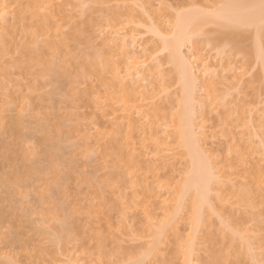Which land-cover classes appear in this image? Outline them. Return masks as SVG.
I'll list each match as a JSON object with an SVG mask.
<instances>
[{"label": "rangeland", "instance_id": "obj_1", "mask_svg": "<svg viewBox=\"0 0 264 264\" xmlns=\"http://www.w3.org/2000/svg\"><path fill=\"white\" fill-rule=\"evenodd\" d=\"M28 1L20 0V5L23 4L21 7L29 5L31 1ZM81 1L92 3L97 7L90 9L85 15H80L74 7H69L77 5L80 1L61 0L62 3H69L67 8L71 19L64 24L65 35L60 40L59 50L56 53L52 52L51 48L48 49L46 37L37 39L39 42L36 49L42 47V53L37 51V54L42 55V58L41 56L39 58L46 65H35V72L32 71V75L25 76V73L16 68V64L21 58L20 55H23L20 53L24 50L17 52L13 51L12 47L10 48L11 54L0 59V66H5L4 63H6V67H10L13 72V79L20 83L17 86L11 84L8 92L0 93V233L4 229L8 230V241L6 244L0 243V258L14 256L18 264H62L64 261H71L72 264H93V262L95 264H122L125 259L133 257L134 253L139 254L140 244L146 238L145 234L150 236L144 223V208L149 202L141 204L145 199L140 191L142 192L145 185L149 183L155 184L154 180H158V178L155 177L153 180L152 174L147 172L144 167L142 170L138 168L135 173L136 177L128 176L125 172V165L119 164L117 167L109 155L108 146L113 138V133L109 131L111 122L108 119L111 117L106 116L107 113L103 114L98 111V107L102 105L108 112L111 110L106 107V104L109 103L107 90L111 89L112 84L111 58L117 54V51L114 49L115 53L113 48L105 46L106 32L120 31L121 29L130 33V36L133 35V30L127 25L134 13L132 9L124 8L125 4L141 3L151 6L147 8V12L153 15L161 12L172 14L171 9L192 4L203 7L224 4L229 0ZM0 4L7 8V13L9 12L7 15L9 22H5L6 25L0 28V34L3 33L5 36V31L15 23V14L13 13L17 7H15L14 0H0ZM161 4H168L171 8L161 9L159 7ZM135 15L139 23H145L147 17L144 16V12L135 10ZM33 20H29L28 23L32 24ZM34 24L31 27L34 25L35 28L33 26L32 30L36 31L37 20ZM146 31L147 23L143 28L134 29L135 35L144 42L147 49H132L128 36L130 51L136 49L134 51L140 52L141 49H145L149 52L152 49L150 40L153 38L147 35ZM244 33L246 36L249 35L246 37L247 39L239 41L240 45L237 43L242 48L236 46L238 50L241 48L242 53L245 52V49L249 50L251 46L253 47L255 43L253 37L255 31ZM21 35L19 34L17 37H20V41L23 36ZM143 42L139 41L141 44ZM144 44L142 47H145ZM205 50L210 57V65L222 68L219 72V87L213 94L216 95V92H225L236 87L241 88L243 97L249 101L251 109L254 110L250 118L258 125L264 65H261L260 60L259 62L256 61L257 59L252 60L246 53H243V55L245 54L244 60L237 61L230 57H224L218 61L215 49L207 50L206 45L204 49L198 50V54ZM144 53L140 52L139 54ZM116 59L122 61L120 56H117ZM95 60L104 62L107 70L91 72V64ZM50 63L52 67L49 65ZM229 63H242L248 69L242 80L240 78L239 83L231 71L225 70ZM102 69H104L103 66ZM173 70V68L166 69V71L175 73ZM42 71L44 72L42 73ZM2 73L0 70V78H2ZM149 80L151 82L150 78ZM175 80L176 83L173 85L171 93L173 99L177 91L181 89L177 74ZM151 91L152 84L147 87V91H139L136 98H149ZM142 95L143 97H141ZM139 106L141 107V105ZM176 106L178 107V104ZM142 107H147V105L142 104ZM177 110L174 111L168 105L166 109L161 108L158 112H152V117L148 121L152 123L150 127L153 129L150 127L147 129V132L151 130L152 132H148L146 135L143 131H139V135H135V148L137 152L141 151L140 153L144 155L143 165L146 164V161L153 159L151 152L154 150L156 140L151 135L158 131V137L163 140L166 135L171 134L170 132L173 131L171 129L174 126L172 115ZM133 117L136 119L138 115L133 114ZM207 121L204 122V126L207 125L211 136L214 129L220 127V118L213 112ZM102 134L108 136L102 140L101 145L96 141ZM144 136L151 138L149 140L146 137L147 140H145ZM210 140L209 144H227L226 140ZM256 143L258 141H254V144ZM244 146H247L246 141L243 142L239 154L235 149L233 151L232 164L226 172V176H228L226 179L230 184L228 183L225 192L226 196L235 200L237 197L241 198L242 194H244L243 198L255 189L252 191L254 193L251 192L250 199L254 196L252 200H255L256 208L246 219H248L258 242L261 231H264V215L260 214L259 208L262 197L257 196L259 189L256 188L258 186L256 184L254 186L253 177L251 178L252 175L245 168L252 169L259 165L261 172L264 160H262L258 147L245 150ZM258 151L259 153H257ZM226 152L227 148H225ZM244 153H246L244 157L250 160L249 166H241L238 163ZM252 153L254 155L250 156ZM258 158L261 159V163ZM169 162L167 165L159 166L158 174L159 182L161 181L159 185L164 186V190L160 191L161 195L164 194L167 199L170 197L172 189L176 187L168 182L172 175L169 170L173 166L172 162ZM181 164L187 165V160H182ZM248 168L247 170H249ZM256 168L255 170H257ZM146 177L149 178L148 183L145 181ZM161 177L164 179H160ZM133 181H135V185L137 184V188L133 187L135 185L131 187L129 182ZM134 189L135 191L138 189L140 194L138 199L134 198ZM255 198L260 200V204L259 200L256 202ZM133 199L138 201H136L137 206L133 207L135 205ZM158 199L149 200L151 202L149 210L154 212H152V216L154 215L155 224L160 220L162 214L160 208L163 207L162 200ZM120 200L126 206L130 202L133 204L130 203L129 206L134 209H126L127 219L124 218L126 214L123 217V214L119 213L120 210L115 208L116 205H121ZM127 201L128 203H126ZM190 204L191 199H187L175 219V228L168 231L160 243L158 259L162 264H168L170 260L175 264L180 262L179 257L176 256V250L181 242L186 243L191 233ZM164 205L165 208L163 207L162 211L168 208L170 212H174L177 203L169 201ZM211 223V218L206 216V224L210 226ZM57 227L61 228L62 238L66 239L64 246L58 245L48 235L49 232L57 234L54 230L58 229ZM211 232V227H205L201 229L200 236L194 237L198 243L195 252L191 253L190 264H209L216 259L228 261L229 264L233 261L239 264L245 259L243 255L226 254L218 244L214 243ZM133 236L138 239H132ZM101 240L103 241L102 245ZM209 244L212 245L210 248Z\"/></svg>", "mask_w": 264, "mask_h": 264}, {"label": "snow or ice", "instance_id": "obj_2", "mask_svg": "<svg viewBox=\"0 0 264 264\" xmlns=\"http://www.w3.org/2000/svg\"><path fill=\"white\" fill-rule=\"evenodd\" d=\"M78 14L85 15L90 9L97 7L89 2L72 5ZM124 8L132 9L133 16L128 25L133 30L143 28L147 23L146 34L152 37L150 45L152 49L139 55L135 64L132 63L129 53V65L132 83L137 80L148 78L152 81V91L149 98H137L131 104L122 99L114 100L119 103L123 111L131 108L134 115L140 116L141 120H150L152 112H158L161 108L170 105L174 111L177 103L179 111L188 118V128L181 126L178 135H166L158 142L165 151L163 155L172 162V173L169 179L170 185H175L180 197L179 204L186 199L196 197V212L193 217V232L185 243L181 242V251L189 254L194 253L198 241L194 237L201 235V229L211 227V235L214 243L218 244L226 254L243 255L244 260L239 264H264V231H261L259 241L255 239L251 225L246 217L255 211V204L249 198L237 197L233 200L226 196V187L229 181L226 179V172L231 167L233 151L241 152L243 142H247L248 148L258 147L262 160H264V77H262L260 96V120L257 125L250 117L253 114L249 101L243 97L241 88L229 89L225 92H216L220 80L219 72L221 67L210 65V57L207 51L198 50L206 48L215 49L218 61L224 57H230L237 61L244 60L241 50L229 41V34L256 31L258 36V54L261 65H264V0L258 5H237L219 4L199 6L197 4L171 9L172 14L161 12L148 15L146 8L151 6L141 3L131 5L125 4ZM161 9H170L168 4H161ZM40 11L46 15H52L56 8L54 4H42ZM135 10L144 12L147 17L145 23H139ZM4 22V13L0 12V23ZM215 30V31H213ZM124 36L128 33L124 32ZM154 51V54H153ZM144 50L141 49V53ZM239 52V54H237ZM151 56V60L148 57ZM173 67L179 70L180 85L183 94L179 91L173 99L171 93L176 83L175 73L166 71ZM226 71H231L233 76L240 82L248 69L242 63L231 64ZM117 75H120L117 72ZM128 74L121 76L122 81L126 80ZM123 95V93H121ZM146 104L147 107L139 105ZM198 106V107H197ZM211 107L215 115L220 118V127L214 129L210 136V130L200 122V114ZM165 123H167L165 121ZM211 140H226L227 144H209ZM258 141V144H254ZM225 148L227 152L225 153ZM194 157L199 165L198 176L193 181L191 172L186 171L187 165L181 164L182 160ZM227 157V158H226ZM160 179H164L161 177ZM260 190L264 195V165L260 173ZM261 214L264 215V200L260 205ZM206 216L212 220L211 225L206 224ZM151 223V221H150ZM165 227L153 229V234L148 236L140 244L139 254L125 259L122 264H162L158 259L160 254V243L165 235ZM53 241L62 239L63 234L49 232ZM136 240L137 237L133 236ZM8 241V230L0 233V243ZM101 245L103 241L101 240ZM201 246H203L201 244ZM209 248L212 246L208 245ZM148 257V259H146ZM152 257H156L153 259ZM0 264H18L14 256L0 258ZM62 264H72L71 261H64ZM95 264V262H93ZM209 264H229L228 261H211ZM231 264H236L235 261Z\"/></svg>", "mask_w": 264, "mask_h": 264}, {"label": "bare ground", "instance_id": "obj_3", "mask_svg": "<svg viewBox=\"0 0 264 264\" xmlns=\"http://www.w3.org/2000/svg\"><path fill=\"white\" fill-rule=\"evenodd\" d=\"M29 1H31L29 3V5H26L24 3L27 7L25 6L23 8V7H21L23 4L20 5V0H14V4H16L15 7H17V8H15L16 11H14V13H13V14H15V17H14L15 23H13L11 25L9 24L10 25L9 26L10 29L7 28L8 30H6V31L4 30L6 32L5 36L3 35V33H2V35L0 34V59L3 58V57L5 58L11 52L10 48H12V47L14 49L13 51H17L18 52V50L19 51L20 50H22V51L24 50L23 52L20 53V54H23V55H20L21 58L20 59L18 58L19 61L16 59L18 61V63L16 64V68L21 70L23 73H25V76L28 75V74L32 75V71H34L35 65L36 66L41 65V64L42 65H46V63H44V61L41 59L42 55L37 54V51H39V53H40L41 50H42V47H41V49H38V48H37L38 50L36 49V47L38 46L37 43L39 42V41H37V39H39L40 37H46V39H47L46 43H47V45L49 47L48 49L51 48V51L53 50L52 52L56 53L59 50V42L62 39V37L65 35V33H64V24L69 19H71V15L69 14V10L67 8L69 3H67V2L66 3H62L61 0H29ZM76 1H80L78 4L83 3L81 0H76ZM91 1H94V2L96 1L97 2V1H101V0H91ZM28 2H27V4H28ZM225 2L226 3H224V4L258 5L256 3H259L260 1H258V0H229V1H225ZM42 4H54V5H56L54 13L52 15H46L44 12H41L39 6L42 5ZM144 11L147 12V8ZM0 12L4 13V22L0 23V28H1L4 25H6L4 23L8 21V16L7 15H8L9 12L7 13V8L5 6H3L2 4H0ZM33 19L37 20V24L38 25H37L36 31L32 30L33 26L35 25L34 24L35 20H33ZM29 20H33L34 21V22L30 21V22H33L32 24H34L32 27H31L32 24L28 23ZM34 28H35V26H34ZM4 29H5V27H4ZM120 31H122V30L120 29ZM120 31L116 30V31H111V32L109 31V33L106 32V34H107V35H105L106 39L104 37L105 46L109 47L110 49L113 48L112 49L113 52L116 53V51H117V54L112 56L111 62H110L111 63L110 71L112 72V84H111V89L109 91L107 90V94H108L107 98L109 100V103L106 104V107L109 108V109L111 108V110H110V112H108L106 109H104L105 108L104 106L99 104L100 106L98 107L99 108L98 111L103 112V114L107 113L106 116L111 117L110 119H108L111 122L109 131H111L113 133V138L111 139V141L109 143L108 152H109V155H111V157L113 158V162L115 163V165L118 167L119 164H124L125 168H126L125 172L128 174V176H131V177H136L135 173L138 171V168L142 170L143 167H144L145 170H147V172L152 174L153 180L155 179V177L158 178V180L157 179L154 180L155 184H153V183L150 184L149 183V184L145 185V187L142 189V192L140 191L141 195L144 196V199H145V201H143L141 204L144 205L145 204L144 202L151 203L150 201L152 199H154V201H155L156 198H159V199L162 200L163 207L165 208L164 204L168 203L169 201H176L177 206H176V209L174 210V212H170L168 210V208L166 210L162 211L163 207L160 208L162 214H161L160 220L156 224L154 222L155 219L153 218L154 215L152 216V214L154 212L153 211L150 212V210H149V205L150 204L148 203V204H146L145 208L143 207L144 210H145V211L144 210L143 211L145 212L144 216H145V219H146V220L144 219V221H145L144 223H145L146 229L149 231V235L153 234V229L154 228L161 227V226L165 227V229H166L165 234H166L168 231H171V230H173L175 228V224H174L175 219L178 216L179 211L181 210V208L184 207L185 203L187 202V199L184 201V203L182 205L179 204L180 197H179L178 190H177L176 187H174L172 189V193H170L171 194L170 195L171 199H170V197L168 199L165 198L164 194H163V196L161 195L162 193L160 191L162 189L164 190V186H162V185L160 186L159 185L161 183V181L159 182V175H158L159 174V166L160 165H167V163L169 161L163 155V152L165 151V149L162 146L158 147V142L161 141L160 138L158 137L159 132L156 131V133L151 135L152 138L154 140H156V143L154 144L155 145V147H154L155 151L153 150V152H151V154H153V156H152L153 159L149 158L151 161H146L145 162L146 164L143 165L142 161H143V158H144L143 156L144 155H143V153L142 154L140 153L141 151L137 152V149L135 148L134 137H135V135L137 136V134L139 135V131H143L146 135H148L147 134L148 132L149 133L152 132V130L147 132L148 127H150L152 125V123H150L149 121L141 120L140 116H138V118L135 119L133 117V112H132L131 108H129V110L127 112H125V111H123V109L121 108L119 103H114L113 102L114 100L122 99L126 103L131 104L135 99H137L136 98V96H137L136 94L140 93L139 91H141V90L142 91H144V90L147 91V87L150 84H152V81L150 82V80L148 78V82L146 84H145L144 80H137L135 85H133L132 78H131V72H130V65H129V53H131L132 63L135 64L138 56L140 55L139 53L141 52V50H140V52L139 51H134V50H136L138 48H146V45L144 44V42L142 40L138 39L139 37H137V35H135V36L131 35L130 36L129 35L130 33H128L127 36H124L123 35L124 31H122V33H120ZM19 34L23 35V36L21 35L22 36L21 41L23 40L22 43L19 40L20 37L17 38L19 36ZM128 36H129V39L131 41L132 49L136 48L133 51H130L131 49H129L131 46L128 44L129 43V39L127 38ZM247 36H249V35H247ZM247 36H246L245 33H236V34H231L230 33L229 34V41L231 43H233L235 46H237L239 44V41H243ZM253 37H254V41H255L254 46L253 47L251 46L252 48L250 47L251 49L249 48V50L244 48L245 52H243V53H246V55L250 56L252 58V60L257 59L256 61L259 62L258 36H257L256 31H255ZM138 40L141 41V43L143 42L145 47H142L143 44L139 43ZM42 43H43V41H42ZM42 43L41 44L39 43V44L42 45ZM40 45H39V48H40ZM239 47H241V46H239ZM236 48H238V47H236ZM114 49L116 51H114ZM143 50H144L145 53H147V51H145V49H143ZM46 51H47V49H46ZM33 54H35V56H33ZM39 56H41V58H39ZM117 56H120L122 61H119L118 59H116ZM244 56H245V54H244ZM50 57H51V55H50ZM43 58H44V56H43ZM251 58H249V60H251ZM148 60H151V56H149ZM4 64H5V66H0V68H1L0 70L3 72L2 73V78H0V93L8 92L10 90L9 88H10L11 84H13L14 86H17L18 83H19L18 81L13 79V72H12L11 68L10 67H6L7 66L6 63H4ZM49 65H51V63ZM102 66L104 67V69H102ZM51 67H52V65H51ZM106 68H107V66L105 65L104 62L102 63L99 60H95L91 64L90 71L91 72L104 71ZM263 68H264V66H263ZM173 69H174L173 71L177 74L178 80H179V83H180L179 70L177 68H175V67H173ZM44 71H45V69H44ZM44 71H42V73ZM46 71H47V69H46ZM117 72H119L120 75H117ZM125 73L128 74V77H127L126 80L122 81L121 76H123ZM33 74H35V73H33ZM22 75H24V74H22ZM35 75H33V76L35 77ZM219 76H220V74H219ZM241 80H242V78H241ZM214 91H216V90H214ZM179 92H180L181 95L183 94L182 88L180 89ZM121 93H123V95H121ZM141 97H143V95ZM141 107H142V105H141ZM179 107L180 106L178 104L177 109H179ZM95 108H96V106H95ZM95 113H96V111H95ZM211 113H213V111H212L211 107H209L206 112L200 114V120H201L200 122H202L203 125H205L204 122L207 121V118L210 116ZM151 114H150V119L152 117ZM173 114L174 115H172V116L174 117V119H173L174 126L171 129L173 131L170 132L171 134L173 132V134L172 135L169 134V135L176 136V135H178L179 130L181 129L182 123H183V126L185 128H188L189 121H188L187 116L186 115L182 116V113L179 110H177V112H175ZM109 117H107V118H109ZM111 119H113V120H111ZM206 127H207V125H206ZM150 128H149V130H150ZM151 129H153V128H151ZM107 136L108 135H106V134L100 135L98 137V141H96V142H98V144L102 145V140L104 138H106ZM149 136H146V137L149 138V140H150L151 137H149ZM146 137L143 138V139L147 140ZM95 138L97 139V137H95ZM145 140H143V142H145ZM96 142H94V144ZM256 144H258V143H256ZM244 147L246 148L247 146H244ZM247 150H252V148H248ZM257 153H259V151ZM245 154L246 153L241 155L242 158L238 162L239 165H241V166H243V165L246 166L250 162L249 158L244 157ZM148 155H149V153H148ZM252 155H254V153L250 154V156H252ZM146 156H145V158H146ZM258 160H259V158H258ZM260 160H259V163L262 162V161L260 162ZM158 162H160V163H158ZM247 168L248 167L245 168L246 171L252 175V176L250 175L251 178L253 177V181L254 182L253 181H251V182L254 183V186H255V184L258 186V188H256V189H259L257 196H260V198L262 197V200H264V195H262L261 190H260V173L261 172L259 170V165L255 166V168L257 170H255V168H252V169L248 168L250 170V172H249V170H247ZM119 169H121V168H119ZM186 171L191 172V179L193 181V185L192 186H193V189H194V187H195V183L194 182H195V180H196V178L198 176V172H199V165H198V162L195 160L194 157H191V158L187 159V169H186ZM123 175H124V173H123ZM226 177H228V176H226ZM148 179L149 178H147V177L145 178V181L147 183H148ZM129 183L131 184V187L133 185H135V181L129 182ZM133 187L137 188V184L135 186H133ZM251 187H253V185H251ZM244 190H246V189H244ZM244 190H243V192L245 193ZM254 190H252V191H254ZM133 193L135 195L134 198H137L140 195L139 192H138V189H136V191L134 189ZM252 193H254V192H252ZM256 193H257V190H256ZM259 193H261V195H259ZM248 194H246L243 198H246V197L248 198ZM243 195L244 194H242V196ZM242 196H241V198H242ZM257 196H256V198H258ZM253 197L254 196H252V198ZM252 198H251V200H252ZM122 200H120L121 201V205H116L115 204L117 206V207L115 206V208H118L117 210L121 211V212L119 211V213H121L120 215L123 214V217H124L125 214H126L125 212H127L126 211L127 208L132 210V209H134L133 207L137 206L138 204L136 203L137 200L135 201V199H133V203L135 205H133L130 202L133 205V207L129 206L130 203L127 204L129 206L128 207V206H126V204H122V203H124ZM258 200L259 199H256V202ZM253 202H255V200ZM118 203H120V202H118ZM126 203H128V201ZM259 204H260V200H259ZM195 212H196V197L193 194L192 197H191V204H190L191 233L193 232V217L195 215ZM126 217H127V214H126V216L124 218H126ZM260 219H262V218H260ZM263 220H264V218H263ZM150 221H151V223H150ZM153 222H154V224H153ZM258 222H259V220H258ZM260 222H263V221H260ZM58 229L55 228L54 230L57 232V235H60L61 234V231H60L61 228H58ZM188 239H189V236H188ZM56 243L58 245H60V246H62V245L64 246V244H66V239L62 238L61 240L56 241ZM185 247H186V243H185ZM176 256L179 257V260H180L179 264H190L191 263V254H189L187 252H184V251H181L180 246L176 250ZM217 260L218 259H216L215 261H217ZM168 264H175V262L170 260L168 262Z\"/></svg>", "mask_w": 264, "mask_h": 264}]
</instances>
